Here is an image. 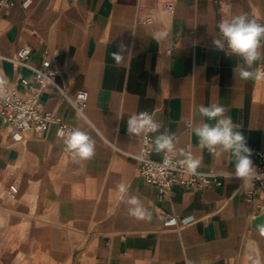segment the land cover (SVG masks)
I'll use <instances>...</instances> for the list:
<instances>
[{"label": "crops", "instance_id": "obj_1", "mask_svg": "<svg viewBox=\"0 0 264 264\" xmlns=\"http://www.w3.org/2000/svg\"><path fill=\"white\" fill-rule=\"evenodd\" d=\"M241 13L264 24V0H232L229 8L218 0H27L1 11L0 83L25 90L22 80H32V68L11 60L22 45L34 67L49 53L56 83L71 95L87 89L88 105L79 113L55 86L41 104L96 143L91 160L74 162L56 136L58 123L39 135L0 120V264H264V211L255 213L238 192L241 179L226 178L235 170L231 153L201 150L189 126L206 120L198 106L217 103L241 126L252 155L264 151V79L235 76L240 57L213 44L218 22ZM140 112L162 125L154 139L165 129L175 134L177 159L179 150L200 157L199 169L227 173L223 184H177L161 199L127 154L141 147L143 136L130 137L126 125ZM151 156L163 154L152 144ZM14 178L19 199L31 204L1 200ZM121 181L151 219L128 215ZM159 211L188 223L166 230Z\"/></svg>", "mask_w": 264, "mask_h": 264}, {"label": "clouds", "instance_id": "obj_2", "mask_svg": "<svg viewBox=\"0 0 264 264\" xmlns=\"http://www.w3.org/2000/svg\"><path fill=\"white\" fill-rule=\"evenodd\" d=\"M222 11H224L222 9ZM219 34L213 40V44L218 50L224 51L226 55L231 54L240 57L242 64L234 68L241 79H264V64L257 66L258 61H264V24L257 22L254 18H249L247 13L233 15L230 18H222L218 22ZM113 57L119 62L122 60L120 54L113 53ZM167 85L161 81V86ZM168 86V85H167ZM169 87V86H168ZM227 109L217 103L210 106H198L201 117L206 118L200 123L189 125L192 132L197 137L198 147L207 149L219 158L224 153H231L234 158V172L229 173L227 179H241L243 183L254 180L257 170L251 159L252 150L248 146L247 138L240 131V125L233 123L231 117L225 115ZM127 132L129 136L137 138L144 137V142L148 143V134L156 133L162 127L156 121L153 114L148 112L133 113L127 119ZM56 136L62 140L65 151L70 154L74 162L91 160L95 155V140L79 127H60ZM178 138L167 129L161 132L152 141L154 151L163 154V164L161 170L176 169L177 163L192 175L197 174V169L201 165V158L192 153H183L184 158L174 162L177 155ZM143 160V157H138ZM117 195L127 206L128 215L136 219H151V213L144 205L143 201L135 196L129 195V186L123 181L116 185ZM258 231L264 235V224L258 225Z\"/></svg>", "mask_w": 264, "mask_h": 264}, {"label": "built area", "instance_id": "obj_3", "mask_svg": "<svg viewBox=\"0 0 264 264\" xmlns=\"http://www.w3.org/2000/svg\"><path fill=\"white\" fill-rule=\"evenodd\" d=\"M27 0H0V13L3 9ZM220 5L229 8L232 0H218ZM1 16V15H0ZM257 20V19H256ZM258 22V21H257ZM16 67H30L33 70L32 80H22L26 86L25 90L16 87L8 88L0 83V120L8 123L15 133L23 130H32L36 134H43L52 123H58L60 127L71 128L66 122L58 118L53 111L46 109L41 104V96L45 89L55 86L61 99L68 101L79 113L83 114L88 105V90L79 89L75 95L56 83L59 69L54 66L49 53H46L39 67L31 65V48L22 45L11 58ZM152 133L148 134V143H142L136 154L127 153L135 160L138 173L145 181L158 190L161 199L169 198L173 193V187L177 184L196 189H207L213 185L223 184L221 176L227 173L216 170L197 169V174H188L182 166L177 163L176 169L167 168L161 170L163 157L160 160L152 158ZM143 157V160L138 157ZM253 158L256 159L257 174L254 180L241 183L238 192L252 203L255 213L264 211V151L253 150ZM179 159L174 158V162ZM6 194L10 199L16 200L19 196V181L14 178L9 183ZM164 229H175L180 225L188 223L185 218L175 213L165 211L158 212Z\"/></svg>", "mask_w": 264, "mask_h": 264}, {"label": "rangeland", "instance_id": "obj_4", "mask_svg": "<svg viewBox=\"0 0 264 264\" xmlns=\"http://www.w3.org/2000/svg\"><path fill=\"white\" fill-rule=\"evenodd\" d=\"M3 186H5V185L3 184ZM6 189H7V186L1 187V192L3 194L1 200L4 203H6V204H13V203L18 202L20 200V202H25L26 201V203H28V204L30 203L31 204V201H32V198L31 197H28V198H25L24 197L23 199H21V198L19 199V197H18L16 200L10 199L7 196V194H6Z\"/></svg>", "mask_w": 264, "mask_h": 264}]
</instances>
